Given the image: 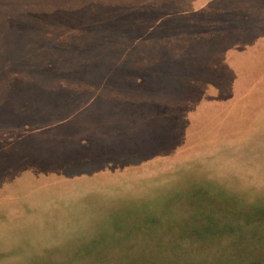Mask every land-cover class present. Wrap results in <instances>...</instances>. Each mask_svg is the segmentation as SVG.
I'll use <instances>...</instances> for the list:
<instances>
[{"label": "rangeland", "instance_id": "1", "mask_svg": "<svg viewBox=\"0 0 264 264\" xmlns=\"http://www.w3.org/2000/svg\"><path fill=\"white\" fill-rule=\"evenodd\" d=\"M140 1L45 34L59 77L0 48V264H264V0Z\"/></svg>", "mask_w": 264, "mask_h": 264}, {"label": "trees", "instance_id": "2", "mask_svg": "<svg viewBox=\"0 0 264 264\" xmlns=\"http://www.w3.org/2000/svg\"><path fill=\"white\" fill-rule=\"evenodd\" d=\"M88 1H91L93 3L92 8L91 7H84L85 5L81 3H88ZM100 3L102 0H54V1H47V0H40L41 5H45L46 3H49V5L43 6L42 8L38 7V10L41 11V15L43 12L50 10L52 13H57L59 10H61L63 7L66 8L67 14L63 15H57V16H51L48 14L44 19H39L36 21V24H31L27 23L26 19L29 17L31 13V7H28V2L25 0H0V48L3 51L5 47H12V48H20L23 45L26 47L24 49V54L20 53V50L18 53L22 57H26V59L29 60V64L31 65L32 70L31 73L35 75V71L37 70L36 73L41 72L40 75L50 77V75H54L55 77H59V72H58V65L60 64L61 61H64L66 58L65 52L56 54V55H49L46 53V48L43 47V44L45 45L47 43L45 34H53L56 32L59 36L57 37L59 43H65L66 41L72 40L74 37H77L79 40L80 35L83 31L89 30V29H94L100 25V17H105V13L107 11H111L112 9H116V15L119 17L123 14L126 13L127 11V4L130 2H141L140 0H105L106 1V9L101 10V5L95 4V2ZM153 0H148L146 3L150 4V2ZM186 1V0H184ZM217 1V0H216ZM32 4H34V1H30ZM111 2L117 3L115 7L109 6ZM163 0H160L157 4H161ZM167 2V0H165ZM215 1L213 0H199L197 3L200 4V6H196L194 9L200 8H205L207 6L210 7L211 3ZM145 4V5H148ZM249 6L248 8H240L237 11L236 10H228L227 14V20L224 22V20H219L214 16L206 17L204 20L200 21L201 30L203 27V24L205 22H211L214 25L220 24L224 30H228L226 25L234 23H238V18L239 16L243 15H250L252 12L256 10L254 7L257 2L255 0H249ZM11 7V9L9 8ZM153 5L150 4V7ZM212 6V5H211ZM226 7V6H222ZM51 8V9H50ZM8 9L12 11V13H8ZM224 9V8H223ZM112 10V11H113ZM130 7V11H131ZM150 10V9H148ZM223 12L225 10H222ZM227 11H225L227 13ZM104 12V13H101ZM168 12V9H166L162 15L158 18V24L152 23L147 26L146 29L153 30L157 27L158 25L162 24L163 21H161V17ZM83 14V17H81V24L77 23L76 21V16H80ZM12 16H15V20H12V22H8L9 18ZM89 17L91 18V21L89 20ZM173 18H178L174 16ZM114 22V21H113ZM116 23V22H115ZM118 25L122 26V22L118 21ZM139 22L135 21H130V24L132 25L133 29L136 28L139 24ZM31 24V25H30ZM117 24V23H116ZM239 24V23H238ZM194 25V24H193ZM190 27V26H189ZM194 26L190 27L193 28ZM209 30L211 29L209 26H206ZM236 27V26H234ZM197 29V28H196ZM1 30H4L6 35H2ZM40 31L39 34L42 36L34 39L33 41L29 40V34L35 31ZM128 31V29H126ZM66 31V33L64 32ZM54 33V34H56ZM86 33V32H85ZM78 35V36H77ZM27 38V40L25 39ZM78 40L74 38V42L78 43ZM38 46L33 47V44L36 43ZM74 42H71L70 45H73ZM30 44V46L28 45ZM92 43L90 42V45ZM62 46H65L64 44ZM72 47L70 51H67V54H70L71 56L74 54L75 56H79L80 58L83 57L84 62L89 60L91 56H87L85 54V50L83 48L77 47L75 48ZM37 50V51H36ZM69 50V49H68ZM77 50V51H76ZM74 51V52H73ZM6 56L9 57L8 52H6ZM15 61V60H14ZM35 61H37L39 64L35 65ZM31 62V63H30ZM28 63V62H27ZM57 69V70H56ZM15 74L13 77L19 76L17 71H14ZM147 223H144L142 228L145 229ZM237 256V255H236ZM239 256H242L239 252ZM238 257V256H237ZM261 263L263 261H260ZM258 262H255V264Z\"/></svg>", "mask_w": 264, "mask_h": 264}]
</instances>
